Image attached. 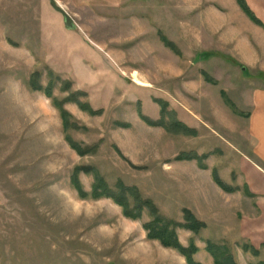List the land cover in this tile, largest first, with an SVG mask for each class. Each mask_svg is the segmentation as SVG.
<instances>
[{"label": "rangeland", "instance_id": "obj_1", "mask_svg": "<svg viewBox=\"0 0 264 264\" xmlns=\"http://www.w3.org/2000/svg\"><path fill=\"white\" fill-rule=\"evenodd\" d=\"M52 1L65 27L93 47H81L74 33L46 30L43 17L54 18L42 14L44 0H0V264H187L175 249L147 238V208L132 219L109 197H80L70 181L77 166L96 168L113 191L120 183L136 187L167 218L182 222V209H190L205 227L176 232L184 246L194 241L196 261L213 264L209 240L238 264H264V206L243 191H223L211 176L213 167L229 170L235 148L249 150L244 119L219 89L247 112L246 90L264 85V29L251 48L218 46V36H231L229 21L217 15L226 10L221 0ZM159 30L178 53L162 43ZM202 69L218 84L204 81ZM34 71L42 87L54 79L55 98L84 91L79 100L101 110L63 103L76 124L66 134L89 152L80 155L68 144L51 98L29 85ZM256 71L258 78L251 76ZM155 99L167 102L164 114ZM139 111L169 124L177 119L194 132L176 123L170 130L149 125ZM203 154L207 168L197 159ZM231 174L219 173L229 185ZM78 177L89 193L93 174Z\"/></svg>", "mask_w": 264, "mask_h": 264}, {"label": "trees", "instance_id": "obj_2", "mask_svg": "<svg viewBox=\"0 0 264 264\" xmlns=\"http://www.w3.org/2000/svg\"><path fill=\"white\" fill-rule=\"evenodd\" d=\"M240 8L243 10V12L256 24H260V21L254 16L252 11L247 6L245 0H236ZM52 4L54 7L58 10L60 8L56 6L55 2L52 1ZM65 22L67 27L72 28L73 25L71 24L70 20L67 16H65ZM158 35L162 43L168 47L171 51L178 53L177 46L169 41L165 35L162 34L161 31H158ZM49 74L52 76L51 72ZM41 77L40 71H34L29 79V85L33 90H42L45 95L49 98H51L53 104L59 111L61 123H62V129L66 132L71 127H76V124L70 121V113L63 107V103L66 101H73L78 104V106L91 114H98L101 112V110H95L91 107V105L87 102H81L79 100V96L85 94L84 91H76L70 93L68 96H66L63 99H57L54 96H52L51 89L54 84V79L51 78L48 84L45 87H42L39 80ZM55 78L58 76H54ZM213 83H215L214 80H212ZM70 82H64V87L62 89H65L69 86ZM221 97H223L224 102L230 107L232 111L235 113H239L238 109L234 105V103L228 98V96L221 92ZM155 102L158 103V105L161 107V113L164 114L167 102H165L162 99H155ZM140 117L149 125L152 126H163L166 130H170V127L176 123L178 126L186 129L188 131L194 132V130H191L186 124L178 121L177 119H173L170 124L165 123L163 119L160 120H152L147 117H145L141 111L138 112ZM173 118V117H172ZM120 126L127 127L128 124L118 122ZM65 139L68 142V144L80 155H84L85 153L90 151V147L88 146H81L78 142L73 140L68 134L65 135ZM197 158L200 163L201 159L205 158L206 155H200ZM195 156H184V155H177L175 157L176 160H182V159H193ZM200 168H206L204 164H200ZM80 171H84L86 173H92L94 176V183L92 185L91 191L88 193L83 190L78 173ZM211 176L213 181L224 191L226 192H232L234 190L233 187L227 185L222 181L220 176L217 173V170L215 168H212L211 170ZM71 184L74 186V188L77 190V193L80 197L85 198L87 196L92 198H97L99 196H105L111 198L114 203L119 205L121 207L122 213L124 216L137 219L140 218L142 215V211L144 208H147L150 212L152 218L143 224V228L146 230V236L149 239H155L160 242L161 245L164 247L175 249L178 253H180L182 256H184L185 261L187 264H202L201 262H198L194 259L193 255L198 250V247L195 245L194 241H190L187 246H184L181 244L177 232L176 227H181L184 229H187L191 231L194 234H197L200 232L202 228L205 227V223L198 220L193 212L188 208H183V221L179 222L174 219H170L162 215L156 205L153 203L152 200L148 198H144L141 196L139 190L136 187L133 186H126L124 183L119 184L118 191H113L106 183L104 177L102 174L94 167L92 166H77L75 167L74 171L72 172L70 176ZM132 195V199H130V196ZM210 248L211 250V256L213 259V264H238L236 260L232 258V256L223 249V246L221 244H216L213 242H210L209 240L206 242L205 249Z\"/></svg>", "mask_w": 264, "mask_h": 264}, {"label": "crops", "instance_id": "obj_3", "mask_svg": "<svg viewBox=\"0 0 264 264\" xmlns=\"http://www.w3.org/2000/svg\"><path fill=\"white\" fill-rule=\"evenodd\" d=\"M51 1L52 0H44V5H43L44 10H42V14L49 15L54 18L52 22L48 18L46 19L45 17H43L42 21L43 24L45 25V29L49 30V28H55L56 30L62 31L64 33L67 31L65 33L66 35L63 36H69V37L71 36L72 33H74L77 37H79L80 42L82 43V45L79 44V46L81 45V47L84 48L93 47V44L85 37V35L82 32H79V30L77 31L75 28L74 30H71L65 27L64 12H62L63 10L62 11L57 10ZM221 1L222 3H225L224 8H226V10L223 12L216 9V11L218 12L217 15L218 17H221L220 15H222L223 19H227L229 21V23L227 24V33L231 34V36L230 38L229 37L226 38V36L223 34L222 36H218V39L222 40V42L217 43L218 46H227L232 44L233 46H244L245 48H251L252 39L256 37V34L259 31H261L262 28L264 29V0H245L247 6L252 11L254 16L260 21V24H256L255 22H253L243 12V10L240 8L236 0H221ZM213 29L217 30V32L221 30L220 26ZM186 31L189 30L186 29ZM188 33H192V32H188ZM163 35L165 34L163 33ZM167 39L173 42L178 47V45L173 40L169 39L168 37ZM204 44L202 43V45ZM201 52L205 54V56L209 55V50H205ZM228 56H230L233 60H237L230 54H228ZM229 59L230 58H228V61L231 60ZM257 72L258 71L252 73L251 76L254 78H258ZM200 74L204 79V81L213 85L218 84L219 77L217 78L211 76L204 69L200 71ZM212 80H214L215 83H213ZM148 85L149 83H147V85H142V86H148ZM246 91H248L246 95H248V103L250 108L247 110V112H244L237 108L239 113H235V114L244 119V124H245L244 135L249 141V150L240 147L235 148L234 151L231 153L230 157L223 156V159H225V157L232 159V163L229 167V170L228 169L224 170L223 169L224 167H222L221 170L219 169L218 166L217 171H218V175L220 173L222 177L223 175L227 174V172L229 174L232 173L231 174V176L233 177L232 185H229V183L226 182L227 185L234 188L232 192L243 191V193L246 196L255 198L256 204L258 206H264V85H254L251 89L249 90L247 89ZM221 92L225 93L228 96V98L232 100L229 97L227 88L223 87L219 89L220 96H221ZM232 102L234 103L233 100ZM225 105L227 104L225 103ZM191 114L190 116L189 115L185 116L186 120L190 121V119H192ZM221 176L220 178H222Z\"/></svg>", "mask_w": 264, "mask_h": 264}, {"label": "bare ground", "instance_id": "obj_4", "mask_svg": "<svg viewBox=\"0 0 264 264\" xmlns=\"http://www.w3.org/2000/svg\"><path fill=\"white\" fill-rule=\"evenodd\" d=\"M133 79H134V81L137 82L138 84H141V85H147V83L142 82V81L139 80L136 76H133Z\"/></svg>", "mask_w": 264, "mask_h": 264}]
</instances>
